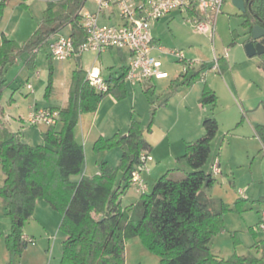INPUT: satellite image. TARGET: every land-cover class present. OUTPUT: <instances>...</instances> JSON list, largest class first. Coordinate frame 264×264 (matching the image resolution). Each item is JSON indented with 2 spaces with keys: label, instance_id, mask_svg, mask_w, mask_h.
Instances as JSON below:
<instances>
[{
  "label": "trees",
  "instance_id": "trees-1",
  "mask_svg": "<svg viewBox=\"0 0 264 264\" xmlns=\"http://www.w3.org/2000/svg\"><path fill=\"white\" fill-rule=\"evenodd\" d=\"M10 1L0 2V14ZM25 1L21 0V5L28 8ZM86 2L48 0L40 24L30 38L19 43L7 36L2 37L0 101L6 86L5 71L23 54L29 55L26 65L34 67L39 50L66 27L70 28L68 34L77 45L86 40L81 24V10ZM249 4L251 8L247 6V11L241 15L251 36L255 25L264 26V0L250 1ZM48 55L53 59L50 52ZM259 65L264 70V53L260 55ZM207 66L204 63L199 69L194 68V74L182 84L202 78L201 73ZM122 70L118 77L106 79L109 90L102 93L88 82L85 69L76 68L71 75L67 106L50 107L59 110L61 117L56 125L47 127L42 133L46 142L43 145L33 146L22 139L21 131H12L0 105V172L5 176L0 185V199L12 216V228L6 236L7 264H22L28 246L23 236L24 227L34 215L39 198H44L63 214L61 228L67 238L60 264H126V245L134 237H139L149 251L160 256L159 264H264V252L261 256L235 252L223 258L212 249L214 238L225 230L224 215L242 205L239 199L232 207L207 193L216 181L213 168L210 172L206 170L212 142L219 130L214 114L203 121L205 134L187 142L185 152L179 158L189 165L191 171L183 178H176L174 174L179 169L169 170L156 179L149 192L142 193L132 207L125 208L122 199L131 187L132 175L142 154H149L151 148L141 121L135 116L126 135L116 133L109 138L100 137L94 143L96 152L121 147L123 153L119 165L114 167L102 161L99 173L72 180V176L83 172L86 158L84 145L75 134L80 117L83 113L95 112L107 95H113L119 101L127 96V66ZM52 74L51 64L48 88ZM171 86L175 92L177 81ZM145 91L149 97L151 90L145 88ZM200 102L212 108L218 104V95L207 82ZM255 129L264 145V125ZM232 235L235 239L238 236L237 232ZM261 246L264 251V240Z\"/></svg>",
  "mask_w": 264,
  "mask_h": 264
},
{
  "label": "rangeland",
  "instance_id": "rangeland-1",
  "mask_svg": "<svg viewBox=\"0 0 264 264\" xmlns=\"http://www.w3.org/2000/svg\"><path fill=\"white\" fill-rule=\"evenodd\" d=\"M15 1L20 2L21 0ZM27 1H30V7L25 8L21 3L20 5L24 9H27V15L29 18L35 17L36 20L39 19L38 23L40 24V15L46 9L48 0H26V2ZM84 9L96 12L98 10V5L95 0H87ZM241 14L242 12L235 6L233 0H226L222 12L217 18L216 35L214 39H211L207 33L196 31L193 25L187 20V14L182 12H176L175 17L172 19L160 20V25L156 32V36L161 39L160 44L162 50L154 52V54L156 55L155 57L161 61V64H164L166 67V70L164 69V71H166L168 75H171L170 79L171 77H175L184 81L186 78L191 77L192 73L195 71L194 68L199 69L202 64H208V66L202 71V73H205L204 78L202 79L199 77L194 79L193 85L208 80L214 81L218 87H220V93L222 95L220 97V102L218 103V109L220 108V104H223V100L227 101V99H229L228 91L220 85L222 84L223 69H225V65L233 68L232 74L240 86L239 89L242 96L247 99V103L248 100H250L254 103V107L259 104V106L264 109V101L259 100L258 98V96H264V70L261 69L259 65L260 55L249 56L246 52L245 45L250 41L251 36L248 29L243 25L244 17ZM101 22L114 24L116 23V20H104V17H102ZM156 22L157 21L152 22V26ZM69 31L70 28L66 27L59 33L68 34ZM47 50H50L48 45L39 50L36 55L34 67L26 65L25 60L29 57L27 53L23 54L21 59L19 58V64H12L9 66L4 74L6 86L3 90L0 101L1 107L5 110V119L9 121L11 130L17 132V130L22 129V127L25 128L24 135L26 136L22 135V139L25 138L27 141H31L30 143L33 146L43 145L46 144V142L41 135V128L43 127L31 126L27 122L29 107L31 105H36L39 108H44L50 107V105L61 106L64 103H67L69 100L71 75L72 72L79 67L78 62L73 59L63 61L54 58L50 59ZM174 51H180L188 60L194 62V68L189 70L187 74L184 72L185 63L178 60L173 54ZM102 60L103 66H106L108 78L113 75L118 77L122 74L123 70L120 65L123 64V59L118 54L117 50H114L113 54H103V59H100L96 52H84L82 54V62L80 66L86 70L94 64H97V61L102 63ZM217 62L220 67L218 71L212 68L213 66H216ZM51 64L53 65L52 83L50 88H48L51 76ZM37 71L40 72V77L36 76ZM184 73L186 76H184ZM202 73L201 76H203ZM167 80L169 79L162 81L157 80L156 91L153 94L150 92L149 97L144 87L139 84L134 85L127 81V96L120 100H126L122 103V105L126 104V113L122 111L120 113L112 114L106 121V125L108 124V126L105 127V130L108 131L110 127L109 133H111V135L116 133L126 135L127 133L124 132V125L129 113L127 110H129L132 112V115L130 116L131 119L135 114V117L142 122V128L145 130V133L147 135L151 133V130L153 128L155 129V125H157L156 123L158 122V120L156 121V113L153 114L155 112L154 108L157 107L167 96L174 93L171 84ZM28 84H31L34 89H29ZM201 95L202 93L200 91L198 92V96L195 91L192 92V97L195 98L196 103ZM176 101L179 102V99H176ZM173 106L177 107V103H174ZM115 124L118 125V128H113ZM117 129H121L122 131L119 130L118 132ZM158 130L159 129H157L151 137L154 141L160 139ZM173 133L175 134V132ZM94 143V140H91L89 143L87 161L94 162L109 157V162L112 163L114 167L119 165L123 153L121 147H115L108 151L96 152L93 146ZM102 160L99 162V166L102 164ZM85 164L83 172L85 171ZM189 171H191L190 168L187 169V171L179 169L176 174H174V177L183 178L185 177L186 172ZM81 174L72 176V180H80ZM4 177V173L1 171L0 185L3 184ZM222 179L224 180L223 176H220V181L217 184L219 188H224L225 191L224 185L221 184ZM225 179L228 180L226 176ZM153 183L154 182H151V185ZM138 196H140V194L137 193L135 189L130 188L129 195L123 198V206L125 208L132 207V205L136 203ZM43 206L46 208H53L44 198H39L36 208H44ZM1 209L3 212L2 214ZM55 212H58L56 213L58 214L57 216L60 215L59 221L56 220L51 223V217L50 219L46 218L44 220L46 221V224L48 223L50 225L48 226L50 227V231H54L51 232L52 243L57 241L58 244L57 250L52 253L55 252L56 257L57 255L58 257H61L64 241L66 240L67 235L61 228L63 214L59 211ZM226 214L225 225L227 224V229L232 232H227V235H221L214 242V253L223 258H227L235 252L240 255H246L248 253L257 255V243L253 246L250 244L253 241V235H255L252 233L253 229H251V227L257 221V208L237 207L233 208L232 211ZM3 220L9 222L12 228V216L7 213L3 201L0 199V221ZM32 220L33 219H31L30 222H32L33 226ZM38 229L39 227L35 225L34 230L38 235L36 236V239L41 237V235L39 236L40 231ZM235 232L238 234L236 239L232 235V233L235 234ZM259 233L260 235L258 236L262 239L264 236L261 232ZM46 236H48V234H46ZM261 239L258 241H261ZM131 240L133 241L126 245V264L160 263V256L141 245L138 237H134ZM31 244L34 243L32 242Z\"/></svg>",
  "mask_w": 264,
  "mask_h": 264
},
{
  "label": "crops",
  "instance_id": "crops-1",
  "mask_svg": "<svg viewBox=\"0 0 264 264\" xmlns=\"http://www.w3.org/2000/svg\"><path fill=\"white\" fill-rule=\"evenodd\" d=\"M20 3L21 1L16 2L15 0H11L5 8L4 12L0 14V44L3 36H7L8 38L18 41L19 43H23L33 35V33L39 26V19L36 20L35 17L29 18V16L27 15V9H24L20 5ZM25 3L28 5V7H30V1H25ZM176 12L181 11H174L163 19H172L173 17H175ZM41 18L42 14L40 15V20ZM113 19L116 20V23L119 21L117 18H111L110 21H112ZM159 25L160 20L154 23V25L152 26V33L156 45L162 48L160 44L161 39L156 36ZM114 50L116 49L107 50L98 55L100 59H103V54H113ZM117 51L123 59V64L120 65V67L127 65L129 58L128 51ZM157 51L159 52L161 50L156 48L153 51L154 56H156L154 52ZM47 52L49 53L50 50H47ZM82 54L78 56L80 60H78V57L72 58L73 60H76L78 62L79 66L82 62ZM20 59H17L14 65L19 64ZM27 59L28 57L26 58V60ZM99 62L97 61V64H94L93 66H97L102 72L104 78L109 79L110 77L108 78L106 66H103V60L102 63ZM92 67L87 68L86 71H88ZM224 67L225 69H223L222 84L220 85H222L228 91L229 99H227V101L223 100V104H220L219 109V104H217V107L212 108L211 106L203 105L200 102V99H197L196 103L195 98L192 97L193 91L197 93V96L199 91L202 93L204 83L207 82L210 87L215 90L217 95L219 94V103L220 97L222 95L220 93V87H218V85L214 81L208 80L203 83H197L195 85H193V81H191L190 84L184 85L182 84L183 80L175 77H171L170 79L171 75H169V77L167 78L156 79L146 82L145 84L138 83L139 85L144 87V89H150L152 94L156 91L157 80L162 81L165 79H169L167 81L170 84H172L174 81H177L178 83L176 91L167 96L161 103H163L166 99H168V101L164 105H161L160 103L157 107L154 108L156 110V121L158 120V122L156 123L157 125H155V129L153 128L151 130V133H149L148 135L145 133L146 140L151 146L149 152L152 156V160L148 161L149 169L145 173V177L149 186L151 187V182H154L169 170L181 169L183 171H187V169L190 168L189 165L185 161L179 160V158L185 152L186 143L194 141L205 134L203 121L206 117L214 114L219 122V130L217 136L212 142L211 156L206 165V170L209 172L212 171L213 164L218 161L221 172L219 174H214V178L216 180L215 184L212 188L207 190V193L211 198L221 199L232 207H234L235 202L240 199L242 200V205L240 206V208H257V221L251 227V229H253L252 233H254L255 235L252 234L253 241L250 244L251 246H253L255 243H257V255L260 254L259 256H261L264 252L261 246V241L264 240V237H262L261 239V237L258 236L260 235V233L254 231V226L259 222L261 211L264 210V201H260L262 198H264V145L258 137L255 128L258 125H264V109H262L259 104L254 107V103H252V101L250 100H248L247 103V99L242 96L239 89L240 86L236 81L234 75L232 74L233 68L229 67L228 65H225ZM162 69L166 70L164 64L162 65ZM193 74L194 72L192 73V75ZM258 98L259 100L264 101L263 95H261L260 97L258 96ZM176 99H179V102H177ZM124 101L117 100L113 95H107L103 98L98 109L95 112H89L81 115L79 124L75 130L77 140L84 145L86 157L85 171L81 174L80 179L85 175L91 177L100 172L99 162L102 159L94 161L95 163L87 161V150L89 148V143L91 140H94V142H96V140H98L100 137L109 138L113 136L111 135V133H109L110 127L108 131L105 130V127L108 126V124L106 125V121L114 113H120L122 111L126 113V104L122 105ZM174 103H177V107L173 106ZM67 104L68 101L61 106L50 105V107H65L67 106ZM32 106L34 105H31L29 107V112ZM127 112L129 113L127 117L125 116V133L128 132L129 127L126 126H129V123L131 122L130 116L132 115L131 111L127 110ZM7 122L9 125V121ZM39 127H43L41 128L42 135L47 127ZM113 128H118V125L115 124ZM157 129H159L158 133L160 139L154 141L151 137L153 133L157 131ZM117 130L118 132L119 130L122 131L121 129ZM18 131H21L22 135L26 136L24 135L25 128L22 127V129L17 130V132ZM173 132H175V134ZM23 140L25 141L26 139L23 138ZM26 142L31 144V141L29 140H26ZM102 161L109 162V157H106V159H103ZM110 164L112 165V163ZM220 176H223L224 178V180L222 179L221 184L224 185L225 191L224 188H219L217 184L220 181ZM225 176L228 180L225 179ZM229 187H231L232 189ZM130 188L135 189L136 192L141 196L142 193L139 192L136 187L131 185ZM130 188L126 190L123 198L129 195ZM140 196L137 197V201ZM43 207L44 208H35L34 215L25 225L23 236L24 239L28 241V246L23 253L22 264H60L61 262L62 256L58 257L57 255L56 257V253H52L53 251L57 250L58 246L57 241L55 243H52L51 232L54 231H50V227H48L50 225L48 223L46 224V221L44 220L46 218L50 219L51 217V223L56 220L59 221L60 215L57 216L58 214L56 213L58 212H55L56 210L54 208H46L45 206ZM2 213L3 212L1 209V214ZM226 216L227 214L224 215L225 222ZM31 219H33V226L32 222H30ZM35 225L39 227V236L41 235L39 239H36V236L38 235L34 230ZM10 231L11 224L4 220L0 221V264H7L9 261V252L6 247V236L10 233ZM227 232L232 231H229L227 229L226 224L225 230L218 236H216L212 241V249L214 248V242L221 235H227ZM261 233L264 236V232ZM46 234H48V236H46ZM138 239L141 245H143L139 237ZM259 239H261V241H258ZM131 241L133 240L130 239L127 242V245ZM32 242L34 244H31Z\"/></svg>",
  "mask_w": 264,
  "mask_h": 264
},
{
  "label": "built area",
  "instance_id": "built-area-1",
  "mask_svg": "<svg viewBox=\"0 0 264 264\" xmlns=\"http://www.w3.org/2000/svg\"><path fill=\"white\" fill-rule=\"evenodd\" d=\"M3 0H0V2ZM226 0H95L98 10L92 12L81 10V24L86 34V40L77 45L75 39L69 34H57L49 40L50 55L59 61L78 57L80 54L93 51L99 55L107 50L128 51L127 81L132 84H145L156 79L169 77L162 69L161 61L153 51L158 48L152 33V22L159 21L174 11L187 14V20L196 31L207 33L211 39L216 35V22L222 12ZM110 20L117 18L114 24L102 23L101 18ZM173 54L179 61L185 63V73L194 68V62L188 60L180 51ZM219 70V63L213 66ZM184 73V76L186 74ZM202 79L204 74L202 73ZM40 76V72H36ZM88 82L99 92L105 93L109 85L97 66L87 71ZM29 89H33L28 84ZM60 111L50 107H31L27 122L31 126H54L60 120ZM151 154H142L140 164L132 175L131 185L139 192H149L150 186L145 173L148 171V161ZM213 174L221 172L219 162L213 164ZM254 231L264 232V210L261 211L259 222Z\"/></svg>",
  "mask_w": 264,
  "mask_h": 264
},
{
  "label": "water",
  "instance_id": "water-1",
  "mask_svg": "<svg viewBox=\"0 0 264 264\" xmlns=\"http://www.w3.org/2000/svg\"><path fill=\"white\" fill-rule=\"evenodd\" d=\"M254 0H233L235 6L242 12L247 11L246 3ZM251 8V4L248 5ZM252 39L246 45V52L249 56L261 55L264 53V26L257 24L251 31ZM78 60L80 58L78 57Z\"/></svg>",
  "mask_w": 264,
  "mask_h": 264
},
{
  "label": "flooded vegetation",
  "instance_id": "flooded-vegetation-1",
  "mask_svg": "<svg viewBox=\"0 0 264 264\" xmlns=\"http://www.w3.org/2000/svg\"><path fill=\"white\" fill-rule=\"evenodd\" d=\"M249 2H250V1H248V2L246 3L247 6L249 5Z\"/></svg>",
  "mask_w": 264,
  "mask_h": 264
}]
</instances>
